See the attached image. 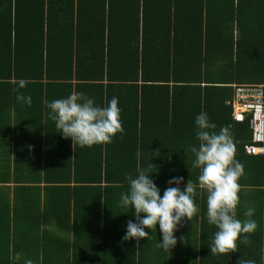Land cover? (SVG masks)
I'll return each mask as SVG.
<instances>
[{"label":"trees","instance_id":"obj_1","mask_svg":"<svg viewBox=\"0 0 264 264\" xmlns=\"http://www.w3.org/2000/svg\"><path fill=\"white\" fill-rule=\"evenodd\" d=\"M257 21L264 23V0H0V153L7 163L12 145L15 158L0 181L35 193L38 228L53 227L27 248L26 235L6 223L0 264H15L16 253L36 264H155L143 261L140 242L122 240L130 219L121 194L126 177L151 162L159 188L180 176L198 183L189 149L199 144L200 108L217 132L229 127L244 166L239 184L258 190L264 154L244 152L248 119L233 121L222 103L233 82L264 83ZM20 80L31 106L16 100ZM73 91L100 107L118 98L124 132L74 149L46 106Z\"/></svg>","mask_w":264,"mask_h":264},{"label":"clouds","instance_id":"obj_2","mask_svg":"<svg viewBox=\"0 0 264 264\" xmlns=\"http://www.w3.org/2000/svg\"><path fill=\"white\" fill-rule=\"evenodd\" d=\"M25 87L26 81L20 80L14 89L17 92L16 100L31 106V96H25L20 91ZM118 103V98L113 97L106 107H100L94 98L73 91L67 97L55 99L46 106L50 109V118L55 122L58 133L66 140L71 139L75 149L76 146L90 148L97 144L111 143L118 133L124 132ZM195 123L199 144L190 146L189 150L194 156L191 160L193 168L200 170L198 183L194 184L190 178L185 184L184 177H173L161 196V189L152 179V175L158 172H153L156 165L152 162L146 168H138L135 178L128 175L126 179L129 190L121 194L120 207L133 209L135 222H127L123 241L134 239L138 247L141 239L149 237L146 229H157L159 226V246L165 251H171L178 243L175 233L179 226L192 221L199 212L196 205L199 189L207 193V221L217 228L209 245L211 255H229L239 251L238 241L244 245L251 242L249 235L258 227L257 222L251 219L255 209L250 207L244 213L248 219L242 221L237 218L241 187L239 179L244 175V166L235 159L236 148L229 127H223L217 132V125L211 123L204 112L196 117ZM150 153L153 158V153ZM155 155L159 156L160 153L156 152ZM184 239L180 238L181 241ZM11 259L15 264L21 261L23 264H36L23 253H16ZM238 264L256 262L242 257Z\"/></svg>","mask_w":264,"mask_h":264},{"label":"crops","instance_id":"obj_3","mask_svg":"<svg viewBox=\"0 0 264 264\" xmlns=\"http://www.w3.org/2000/svg\"><path fill=\"white\" fill-rule=\"evenodd\" d=\"M263 24L264 23L260 21L253 23L252 30H257L258 33H261L262 29L264 31ZM236 34L237 32L235 29L234 38ZM250 82L251 81L243 83ZM234 83L236 82H233L229 85L231 86ZM258 84L264 85V83ZM224 100L222 102L223 105H225ZM226 106L227 105H225V107ZM178 112L179 107L176 109L177 114ZM201 112H203V110H201L200 108V113ZM10 135L13 137L14 134L10 133ZM3 140L4 137L0 135V151H3L5 147ZM21 150L23 151V153H27L28 149L26 150V148H23ZM238 151L236 152V154H238ZM14 159V153L11 145L10 157L7 163H5L4 155L0 153V172L5 171L7 167L11 169L14 164ZM260 162L261 166H258L261 167L258 169H262V173L261 171H259L260 179H254L255 181L258 180V190H256V185L255 188H253L254 186L246 187L242 185L238 193L240 198V203L237 208L238 219L242 221L248 219V217H246L244 213L250 207L255 209V214L251 217V219L257 222L258 227L254 233L249 235V239L251 241L249 244L244 245L242 243H239L238 241V252L230 253L229 255H211L209 245L214 239V234L217 231V228L214 225H210L207 221V193L198 189L196 205L199 208V212L194 215L192 221H187L182 226H179V230L175 233L178 239L177 246L171 251H165L162 247L159 246V226H157V229H146V231H149L148 239L140 240V247L143 251V261L152 263L154 262L155 264H238V261L243 257L245 260H254L256 264H264V160H261ZM6 164L8 165L5 166ZM254 184L256 183L254 182ZM18 185L19 184H14L12 182L5 183L0 181V233H4L7 231L6 223L7 225H10L11 230H14V228H19L20 233L22 235H26V237L28 238L24 246H26L27 248H31L32 244L33 247H35V241L33 237L36 234L51 229L53 230V227L52 225H45L38 228L39 224L38 222H36L35 218V193L32 194V191L30 189L24 190L23 188H15ZM22 185L24 184H20V186ZM168 186V183L165 184V188L163 185L160 186L161 196H163L164 189H166ZM172 186L175 187V185ZM181 187H183V185ZM249 188L253 190L252 195H247L249 191H247L246 189ZM7 204L9 205V208L6 206ZM14 208L17 211L15 212V214H12ZM7 209L10 211V214H7ZM121 211H123V216H127L130 220H134L132 219V216L135 218L133 209H121ZM14 218L16 222H14ZM133 222H135V220ZM125 233L126 230L124 234ZM115 234L121 235V230H118ZM181 237H185L184 241L180 240ZM125 244L126 246L129 245V243ZM109 245L112 247L113 242H109ZM135 246H137L136 241ZM80 247H82V245H79V250ZM108 249L110 250L109 247Z\"/></svg>","mask_w":264,"mask_h":264},{"label":"built area","instance_id":"obj_4","mask_svg":"<svg viewBox=\"0 0 264 264\" xmlns=\"http://www.w3.org/2000/svg\"><path fill=\"white\" fill-rule=\"evenodd\" d=\"M232 94L224 100L230 107L233 121L248 119L250 141L244 143L246 154H264V85L258 83H234Z\"/></svg>","mask_w":264,"mask_h":264}]
</instances>
